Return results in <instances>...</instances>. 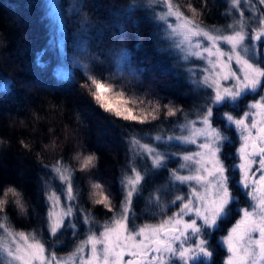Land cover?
I'll return each mask as SVG.
<instances>
[{
  "label": "snow or ice",
  "instance_id": "obj_1",
  "mask_svg": "<svg viewBox=\"0 0 264 264\" xmlns=\"http://www.w3.org/2000/svg\"><path fill=\"white\" fill-rule=\"evenodd\" d=\"M258 2L264 5V0ZM145 3L148 21L183 66L189 88L184 95L191 94L198 102L186 110L170 99L165 103L166 97L157 93L129 94L114 81L127 67L126 53L115 60L114 76L104 78L95 74V68L104 64V52L77 45L71 63L83 77L81 87L100 109L116 120L129 122V127L132 123H158L155 131L133 132L126 138L118 204L105 184L89 181L90 203L112 214L102 224L82 203L83 190L75 175L97 168L95 152L77 151L75 169L63 158L43 166L51 173L47 179L41 177L46 213L33 209L38 224L32 231L11 226L8 206L14 204L21 215H27L28 209L23 192L14 186L4 188L0 192V264H213L211 237L221 230V223L230 217L231 205L237 202L233 186L245 192L251 203L236 209L239 219L217 241L226 249L223 264H264V14L252 0H226L228 10L222 15L227 17L229 11L236 10L239 16L226 25L209 27L190 0L183 6L176 0ZM242 3L250 16L245 17ZM152 5L163 8L157 12ZM50 8L49 15L56 22L51 43L61 45L65 25L60 5L51 3ZM82 8L80 0H72L67 8L69 17L79 15ZM138 10L141 8L133 3L125 13L130 18ZM87 22V17L79 21L82 32L87 31ZM142 46L137 44V48ZM194 61L202 63L195 66ZM112 63L110 60V67ZM37 64L44 67L39 60ZM55 74L74 82L72 68L58 67ZM257 94L259 99L248 103L242 115L233 114L247 96ZM224 107L233 111L221 112ZM229 132L236 134L239 146L228 159L238 163L227 164L222 158L225 145L234 146ZM164 172V180L149 189L146 182L155 181ZM54 180L59 182L58 188L53 186ZM138 200H143L141 215L157 222L136 224L139 216L134 202ZM81 224L86 226L85 238L71 252L58 256L48 251L62 247L60 238L68 232L76 239ZM45 232L48 243L43 238Z\"/></svg>",
  "mask_w": 264,
  "mask_h": 264
},
{
  "label": "trees",
  "instance_id": "obj_2",
  "mask_svg": "<svg viewBox=\"0 0 264 264\" xmlns=\"http://www.w3.org/2000/svg\"><path fill=\"white\" fill-rule=\"evenodd\" d=\"M80 2L83 8L79 15L69 17L67 8L72 0H58L65 26L61 45H54L51 41L56 27L49 15L48 0H0V192L8 186L16 187L23 192L28 209L27 215H21L14 204L8 206L7 214L16 230L36 229L38 220L33 209L41 215L46 213L41 177L47 179L51 173L43 166L63 158L75 169L73 156L77 151L95 152L98 157L97 168L91 173L77 171L75 175L83 190L84 206L97 213V220L105 218L109 212L93 206L88 199L89 181L105 184L118 203V180L126 166V138L133 132L155 131L158 123H132L129 127V122L116 120L100 109L81 87L83 77L71 63L77 45L86 44L93 52H104V64L95 68V74L104 78L114 76L109 61L120 58V52L126 53L127 67L122 75L114 76V81L129 94L157 93L166 97L165 103L170 99L186 110L198 102L193 95H184L189 88L182 65L148 21L145 0ZM176 2L183 6L188 0ZM190 2L201 10L200 19L209 27L223 26L229 20L222 15L227 9L226 0H207L206 5L205 0ZM133 3L141 10L133 11L129 18L125 9ZM152 8L157 11L156 6ZM183 10L190 15L186 8ZM83 13L88 18L86 32L81 31L79 23ZM138 43L143 46L137 48ZM159 48L165 51L158 52ZM64 66L73 69L74 82L55 74L58 67ZM221 110L233 111L227 107ZM21 142L30 147L25 148ZM166 176L167 172L159 175V183ZM52 183L56 186L57 181ZM146 183L150 189L152 185ZM143 206V200L134 202L137 213ZM43 238L49 242L46 232Z\"/></svg>",
  "mask_w": 264,
  "mask_h": 264
},
{
  "label": "rangeland",
  "instance_id": "obj_3",
  "mask_svg": "<svg viewBox=\"0 0 264 264\" xmlns=\"http://www.w3.org/2000/svg\"><path fill=\"white\" fill-rule=\"evenodd\" d=\"M48 3H49V11L51 12L52 9L50 8V4L51 3H57L58 4V0H48ZM252 5L254 7H256V8H259L260 9V13L261 14H264V5H260L259 2H258V0H252ZM154 6L157 7V12H159L163 8V5H153V7ZM241 8H244V15H245V17H248V16L251 15V12H250L249 8L245 4L242 3L241 4ZM227 10H228V4H227L226 11ZM238 16H239V13L236 10L229 11V13H228V19L229 20L226 22V24L227 23H230L233 17H238ZM52 20H53V24L52 25L54 27H56V22H55V20H54L53 17H52ZM253 26H255V25H253ZM261 48L264 49V45H261ZM120 53H122V52H120ZM115 60H117V59H113V58L111 59V61L113 62L112 63L113 70H115V64H114ZM201 63L202 62L194 61L193 62V65L199 66ZM183 75H184V73H183ZM261 92L264 93V90H261ZM254 99H259V94L254 95L250 100L246 101L244 103V107L242 108L241 111H239L238 113L237 112H233V114L234 115H237V116L242 115L243 114V111L246 110L245 106L248 103H251ZM223 111H226V110H221V112H223ZM227 134L230 135V136H234L235 137V140H236V143H237V146L236 147H238L239 146V143H238V137L236 136V134L234 132H229ZM145 142H149V141H145ZM189 150H192V149L190 148ZM237 163H238V160H237ZM172 167H175V165H172ZM153 183H159L158 176L156 177L155 181H151V180L149 181V185H152ZM54 187H56V188L59 187V182L58 181L56 183V186H54ZM245 198H246V203H245V205H243L240 208L250 207V203H251L250 202V199L247 198V196ZM119 201H120V199L118 200V203H119ZM171 210L172 211H176L177 209L176 208H173ZM169 214H171V212H169ZM94 215L96 216V218H98V215H97L96 212H94ZM111 215H112L111 213H108L107 216H105V218H103L102 220H98L99 223L102 224L105 220L109 219L111 217ZM237 219H239V215L237 216V218L235 219V221ZM235 221L233 223H231V225L228 227V229L231 228V226L235 223ZM145 222L155 223L157 221L156 220L155 221L154 220H151V221H146L145 220V221H140V222H137L136 221V224L139 225V224H142V223H145ZM228 229L226 230V232L223 235L220 236L219 240L222 239V237L227 234ZM85 233H86V226L81 224L80 229H79V235L77 236L76 239H73L72 238V233L71 232H68V233H66L64 236H62L60 238L63 241V246L62 247H58V248H55V249L49 248L48 251L49 252L55 251L58 256H64V255L68 254L69 252H71L74 249L75 245L78 244L80 240H82V239L85 238ZM224 250H225V254H224L223 258H222L221 264H223V261L226 258V249L224 248Z\"/></svg>",
  "mask_w": 264,
  "mask_h": 264
},
{
  "label": "flooded vegetation",
  "instance_id": "obj_4",
  "mask_svg": "<svg viewBox=\"0 0 264 264\" xmlns=\"http://www.w3.org/2000/svg\"><path fill=\"white\" fill-rule=\"evenodd\" d=\"M252 97H253V95H249L241 102V106H240L239 111H241L242 108L244 107L243 103L250 100ZM239 111H234V112L238 113ZM216 123L220 124L221 122L216 121ZM236 146H237V143H236L235 138H234V146L233 145H225V147L223 149V157L222 158L225 159V162L227 164L237 163V160L228 159L229 156H232L235 154ZM236 179L237 180L239 179V173L238 172L236 173ZM233 195L237 197V202L234 203L233 205H231L232 211H231L230 217L226 221L221 223V225H220L221 230L216 231L214 233V235L211 237V248L214 249L213 264H221L222 258L225 254L224 248L221 247L220 245H218L217 241L219 240L220 236L226 232V230L231 225V223H233L235 221V219L237 218V216L239 215V213L236 211V209H240V207H242L246 203V198H245L246 194L241 189L233 186ZM137 214H138L139 219H140V220L137 219L136 220L137 222L145 221V220L150 221L148 216L141 215V212H138Z\"/></svg>",
  "mask_w": 264,
  "mask_h": 264
},
{
  "label": "clouds",
  "instance_id": "obj_5",
  "mask_svg": "<svg viewBox=\"0 0 264 264\" xmlns=\"http://www.w3.org/2000/svg\"><path fill=\"white\" fill-rule=\"evenodd\" d=\"M82 15H83L84 17H87V14H86V13H83Z\"/></svg>",
  "mask_w": 264,
  "mask_h": 264
}]
</instances>
